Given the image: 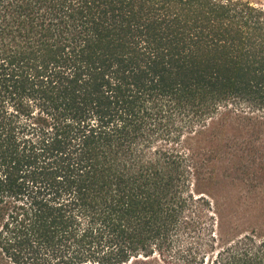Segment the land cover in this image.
Returning a JSON list of instances; mask_svg holds the SVG:
<instances>
[{
  "label": "trees",
  "instance_id": "1",
  "mask_svg": "<svg viewBox=\"0 0 264 264\" xmlns=\"http://www.w3.org/2000/svg\"><path fill=\"white\" fill-rule=\"evenodd\" d=\"M0 264H264V6L0 0Z\"/></svg>",
  "mask_w": 264,
  "mask_h": 264
},
{
  "label": "rangeland",
  "instance_id": "2",
  "mask_svg": "<svg viewBox=\"0 0 264 264\" xmlns=\"http://www.w3.org/2000/svg\"><path fill=\"white\" fill-rule=\"evenodd\" d=\"M247 1H250V2L256 3L258 5L264 6V0H247ZM213 167L216 170H219L221 166H220V164H217V165H214ZM201 188L203 191L209 190L210 192H212V194H214V196H216L218 194L217 191H215V189H213L211 187H208V189H207L206 187L202 186ZM224 192L229 193L230 195L235 196V197L242 196V195H249V193H251L250 191H248L247 188L242 187V185H240V184L229 186L224 190ZM248 206L249 205H247V206L241 205V206H238L235 208L239 211H243Z\"/></svg>",
  "mask_w": 264,
  "mask_h": 264
}]
</instances>
